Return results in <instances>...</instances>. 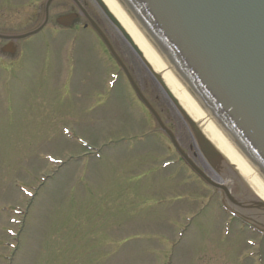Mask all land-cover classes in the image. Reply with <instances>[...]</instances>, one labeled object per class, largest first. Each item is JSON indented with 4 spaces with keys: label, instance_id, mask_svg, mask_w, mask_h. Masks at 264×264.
I'll return each instance as SVG.
<instances>
[{
    "label": "rangeland",
    "instance_id": "obj_1",
    "mask_svg": "<svg viewBox=\"0 0 264 264\" xmlns=\"http://www.w3.org/2000/svg\"><path fill=\"white\" fill-rule=\"evenodd\" d=\"M80 1L213 176L151 70L93 0ZM47 7L42 27L0 54V264H264V236L222 209L123 75L109 89L117 65L74 0H0V31L35 29Z\"/></svg>",
    "mask_w": 264,
    "mask_h": 264
},
{
    "label": "water",
    "instance_id": "obj_2",
    "mask_svg": "<svg viewBox=\"0 0 264 264\" xmlns=\"http://www.w3.org/2000/svg\"><path fill=\"white\" fill-rule=\"evenodd\" d=\"M97 1L157 73L187 120L205 156L225 178L222 186L228 193H239V185L234 180L241 183V193L228 196L230 203L234 204L232 206L250 221L264 227V198L239 172L237 165L240 163L232 162L207 136L168 86L163 73L154 68L134 37L108 6L113 13L109 10L106 1ZM118 2L202 111L225 137L215 119L226 129L261 168L264 176V0H121L132 15L120 0ZM70 18L68 15L60 20L70 22ZM45 22L46 19L33 30L11 36H27L38 31ZM96 27L108 41L100 27ZM147 103L161 127L175 140L172 129ZM226 139L264 182L257 168L248 162L231 140ZM178 147L206 180L217 185L190 160L188 153Z\"/></svg>",
    "mask_w": 264,
    "mask_h": 264
},
{
    "label": "bare ground",
    "instance_id": "obj_3",
    "mask_svg": "<svg viewBox=\"0 0 264 264\" xmlns=\"http://www.w3.org/2000/svg\"><path fill=\"white\" fill-rule=\"evenodd\" d=\"M114 14L119 18L123 25L134 37L136 42L142 48L149 61L152 63L157 71L163 73L164 79L173 93L178 97L188 112L195 118V120L202 127L207 136L222 150V152L237 165V169L248 181L251 187L264 198V182L251 168V166L244 162L245 159L241 154L232 146V144L226 139L221 131L215 126V124L208 118V116L202 111L197 103L192 99L188 92L184 89L178 79L174 76L167 65L162 61L156 51L152 48L149 42L145 39L143 34L125 12L118 0H105ZM218 182L224 183L225 178L217 171L213 176Z\"/></svg>",
    "mask_w": 264,
    "mask_h": 264
},
{
    "label": "flooded vegetation",
    "instance_id": "obj_4",
    "mask_svg": "<svg viewBox=\"0 0 264 264\" xmlns=\"http://www.w3.org/2000/svg\"><path fill=\"white\" fill-rule=\"evenodd\" d=\"M84 25H86V24H84ZM3 32L13 33V31H3ZM0 40L5 41V43H3L2 46H1L0 54H2L3 52H7V50L11 51V50L16 49V44L15 43H16L17 40H14L12 38H1ZM11 53H13L11 55L15 54L14 51L11 52ZM17 55L20 56V48L18 49Z\"/></svg>",
    "mask_w": 264,
    "mask_h": 264
}]
</instances>
